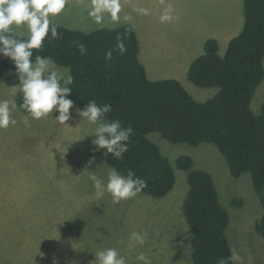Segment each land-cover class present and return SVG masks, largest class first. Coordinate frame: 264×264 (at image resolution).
Masks as SVG:
<instances>
[{"label": "rangeland", "instance_id": "obj_1", "mask_svg": "<svg viewBox=\"0 0 264 264\" xmlns=\"http://www.w3.org/2000/svg\"><path fill=\"white\" fill-rule=\"evenodd\" d=\"M0 9L2 29L30 39L44 24L85 33L129 24L150 80L166 79L201 55L209 38L223 56L226 41L243 25V0H0ZM38 77L46 78L48 90L38 109L24 115L15 94ZM69 79L68 69L47 59L14 80L0 78V264H191L182 213L185 173L177 171L167 196L153 198L102 159L78 152L75 141L98 135V125L64 98ZM182 85L198 102L218 92L186 76ZM263 100L264 78L251 103L254 113ZM151 136L170 162L189 156L194 169L211 175L230 217L234 264H264V241L254 228L261 206L249 174L233 178L211 144Z\"/></svg>", "mask_w": 264, "mask_h": 264}, {"label": "trees", "instance_id": "obj_2", "mask_svg": "<svg viewBox=\"0 0 264 264\" xmlns=\"http://www.w3.org/2000/svg\"><path fill=\"white\" fill-rule=\"evenodd\" d=\"M1 18L0 9L1 79L14 80L45 59L69 70L64 98L98 125V135L75 144L78 152L102 159L153 198L167 196L177 171L185 173L182 213L191 264H234L226 236L230 217L211 175L194 169L189 156L176 157L171 164L151 134L171 144H211L233 178L248 173L261 206L254 228L264 241V100L259 113L251 109L264 78V0H243L242 28L223 56L218 41L209 38L190 64V83L218 89L204 102L174 79L148 78L139 60L137 34L129 24L91 33L44 24L30 39L2 29ZM47 90L45 77L27 83L15 94L17 109L33 114Z\"/></svg>", "mask_w": 264, "mask_h": 264}, {"label": "crops", "instance_id": "obj_3", "mask_svg": "<svg viewBox=\"0 0 264 264\" xmlns=\"http://www.w3.org/2000/svg\"><path fill=\"white\" fill-rule=\"evenodd\" d=\"M232 37H233V36H232ZM230 38H231V37H230ZM226 40H227V39H226ZM229 41H230V39H228L226 42L228 43ZM227 43H226V44H227ZM219 49H220V45H219ZM197 57H198V56H197ZM197 57H195V55H194V57H190V58L188 59V61H187L185 64L181 65L180 67L178 66V67H177L178 69H176V70L170 72V74L166 76V79H174V80H176V81H178V82H180V83L182 84V80H183V78H185V76L187 77V71H188V68H189L190 64H191L192 61H193L195 58H197ZM139 60H140V62L143 64V66L145 67V70H146L147 76H148V78H149V71H148V69H147V66L144 64L143 60L141 59L140 55H139ZM177 61H178V60H177ZM177 61H176V59H175V61H174V65H175V66H176L175 63H176ZM178 62H180V61H178ZM159 80H162V79H159ZM78 141H80V139H79V140H76L74 144H76Z\"/></svg>", "mask_w": 264, "mask_h": 264}]
</instances>
